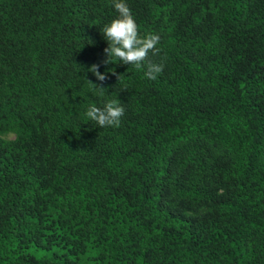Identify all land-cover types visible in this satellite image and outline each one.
Returning a JSON list of instances; mask_svg holds the SVG:
<instances>
[{
    "label": "trees",
    "instance_id": "1",
    "mask_svg": "<svg viewBox=\"0 0 264 264\" xmlns=\"http://www.w3.org/2000/svg\"><path fill=\"white\" fill-rule=\"evenodd\" d=\"M124 2L155 79L113 0H0V264H264V0Z\"/></svg>",
    "mask_w": 264,
    "mask_h": 264
},
{
    "label": "clouds",
    "instance_id": "2",
    "mask_svg": "<svg viewBox=\"0 0 264 264\" xmlns=\"http://www.w3.org/2000/svg\"><path fill=\"white\" fill-rule=\"evenodd\" d=\"M113 6L118 16L104 25L101 30L104 39L107 41V47L104 49L106 59L103 63L105 65L110 64L115 58L123 64L133 65L137 68L146 66V77L155 79L163 71V64L149 61V53L152 55L159 53L157 45L160 36L147 34L141 37L132 12L124 0H113ZM98 69L99 65L93 64L88 68V72H91L96 80L104 82L107 79V74H101ZM113 75H115V72H113ZM87 82L101 96L105 94L106 89L102 85H97L90 80H87ZM124 113L125 108L121 101L110 99L104 103L103 107H98L95 104L89 105L85 115L97 126L104 128L118 127Z\"/></svg>",
    "mask_w": 264,
    "mask_h": 264
}]
</instances>
